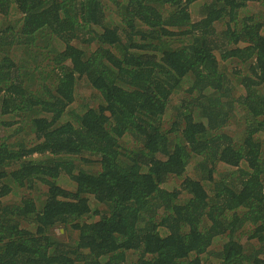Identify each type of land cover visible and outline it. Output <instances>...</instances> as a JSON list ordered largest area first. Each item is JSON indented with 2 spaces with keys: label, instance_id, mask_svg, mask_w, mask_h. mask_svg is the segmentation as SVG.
Instances as JSON below:
<instances>
[{
  "label": "trees",
  "instance_id": "1",
  "mask_svg": "<svg viewBox=\"0 0 264 264\" xmlns=\"http://www.w3.org/2000/svg\"><path fill=\"white\" fill-rule=\"evenodd\" d=\"M250 6L0 0V264H264Z\"/></svg>",
  "mask_w": 264,
  "mask_h": 264
},
{
  "label": "rangeland",
  "instance_id": "2",
  "mask_svg": "<svg viewBox=\"0 0 264 264\" xmlns=\"http://www.w3.org/2000/svg\"><path fill=\"white\" fill-rule=\"evenodd\" d=\"M201 1H198V2H196L195 4H193L191 7H190V10H191V14H192V17H193V19H196L198 16H199V14H200V12H199V10H200V6H201ZM246 12H247V14H250V15H254V16H259V17H263L264 18V11H262V9H260V7H257V8H253V7H248L247 9H246ZM15 16L13 15L12 16V18H14ZM214 54H215V57H216V59H217V61L220 63V64H224V63H227V61L228 60H226V61H223V59H222V56L219 54V51L218 50H215L214 51ZM83 82V81H82ZM82 82H80L81 84H82ZM79 91L80 92H82V97H86V96H88V94L91 92L90 90H89V88L86 86V83L84 84V86L82 87V89H79ZM79 91H77V98L78 97H80V92ZM89 92V93H88ZM90 95H91V93H90ZM79 102H81V99H80V101ZM231 128H230V131L231 132H235V133H233V134H236V133H238V128H237V125H236V123H234L232 126H230ZM238 135V134H237ZM3 136H5V134L4 133H0V138H2ZM220 168V170H224L225 169V167L224 166H220L219 167ZM192 169H190L189 171H188V174H189V176H191L192 175ZM179 182V181H178ZM178 182H174V181H172V182H170V183H167L166 185H165V188H168V189H171V188H174V187H176L178 184H176V183H178ZM59 183H60V185L63 187V188H65V189H68V190H70V191H72L73 189H74V183H73V181H71L65 174H61V176L59 177ZM24 192H26L27 194H32V195H37L38 194V192H33V193H30V191L28 190V189H24V190H21V192H20V194H18L16 197L17 198H19V196L22 194V193H24ZM14 197V196H13ZM16 197H14V198H16ZM13 200V199H12ZM53 232H54V235L57 237V238H59V240H61V241H63V242H66V241H68V238L66 237V235H64V233H63V230L62 229H53ZM129 263H131L130 262V260H129Z\"/></svg>",
  "mask_w": 264,
  "mask_h": 264
}]
</instances>
